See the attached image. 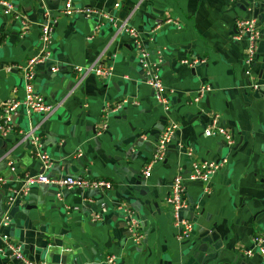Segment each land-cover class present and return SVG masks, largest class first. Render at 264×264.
Listing matches in <instances>:
<instances>
[{
	"label": "crops",
	"instance_id": "obj_1",
	"mask_svg": "<svg viewBox=\"0 0 264 264\" xmlns=\"http://www.w3.org/2000/svg\"><path fill=\"white\" fill-rule=\"evenodd\" d=\"M7 1L15 14H0V104L24 95L20 67L38 54L39 23L49 10L56 19L50 64L37 65L33 85L54 110L47 117L19 110L12 130L0 133V243L5 234L31 264H107L109 255L116 257L113 264H263L258 253L244 251L264 229V0L248 8V0H72L74 7L98 11L89 16L61 15L65 0ZM105 14L116 24L127 18L139 33L172 89L168 111L144 82L131 37ZM22 18L28 21L25 29ZM237 18H255L262 35L250 74ZM191 57L205 62L195 67L181 62ZM92 64L112 66L113 75L106 80L75 71ZM116 104L121 109L108 110V126L98 135L103 109ZM214 116L233 134V147L220 137H205ZM169 122L176 125L172 142L145 177L157 137ZM30 131L53 160L50 175L105 178L112 188L36 185L3 225L5 201L17 181L41 171L29 139H23ZM222 159L226 164L209 182L186 183L183 214L193 232L179 240L166 203L172 179L180 169L187 175L191 161ZM122 203L142 229L138 243L128 238L117 210ZM96 213L101 219L92 221ZM0 264L25 263L0 254Z\"/></svg>",
	"mask_w": 264,
	"mask_h": 264
},
{
	"label": "built area",
	"instance_id": "obj_2",
	"mask_svg": "<svg viewBox=\"0 0 264 264\" xmlns=\"http://www.w3.org/2000/svg\"><path fill=\"white\" fill-rule=\"evenodd\" d=\"M118 7L119 4L117 3ZM98 12L96 9L78 8L73 6L72 0H65L60 10L61 15H78V16H89L93 13ZM15 14L13 4L7 0H0V14L8 15ZM103 18L115 25L118 31L127 34L131 37L136 50H137V62L142 70L144 82L152 89L153 96L156 101L161 104L165 111H168V93L172 92L165 86L159 73V65L150 59L148 49L143 45L139 33L127 23V18L116 24V20L112 16L105 14ZM56 19L53 17L49 10L44 11V17L39 23V52L36 56L29 58L23 66L20 67L22 73V88L24 95L19 97H11L2 101L0 104V133L2 135L7 134L12 130L13 117L23 110L27 117L33 115H41L47 117L50 115L54 106L46 101V99L37 93L34 89L33 82L35 80L36 67L39 64H50L51 50L49 47L52 29ZM173 23L179 26L175 21L168 20V23ZM21 24L25 29L28 25V21L24 18L21 19ZM235 28L237 30V37L244 38L246 40V52H245V64L247 70L245 74H250L251 69L257 58L258 42L261 39V32L257 26V20L254 18H237L235 20ZM185 65L195 67V65L204 63L205 59L199 57H191V59H182L181 61ZM50 66V65H49ZM52 72L58 71L55 65L50 66ZM75 71L83 76L89 72L93 73L96 77L101 79H108L113 75L112 66H100L98 64H92L88 67L76 66ZM207 88H201L200 92ZM16 91V90H15ZM123 103V102H122ZM121 104V103H120ZM116 104L110 107L106 106L101 113V118L97 124L95 131L100 135L108 126L106 121V114L108 110L117 111L121 109V105ZM176 130V125L173 122L166 124L165 128L159 133L157 137V143L155 151L151 156L149 162L146 164L143 175L149 177L151 175V168L154 163L161 161L172 142L173 134ZM205 137H220L223 139L227 147L231 148L235 144V138L233 134L221 124L216 116L211 120L210 125L204 130ZM29 139L30 145L34 148L35 156L41 163V171L35 174L24 175L17 181V185L14 190L7 196L5 201V214L3 217V225H7L9 221V213L12 207L16 205L18 200L26 197L31 188L36 185H48L54 188L65 187L68 189H98L100 191H108L112 188V184L108 179L105 178H90L85 175H61L52 176L49 174L50 167L53 164V160L48 154L41 151V144L39 143L38 136L34 135L32 131L25 134L23 139ZM188 155H191V151H187ZM226 164V159L220 161H203V162H190V168L187 175L182 174L180 169L174 178L172 179L169 192L166 196V203L171 208L174 225L177 228V238L185 241L191 237L193 232L192 220L185 216L183 213L188 209V202L186 198L187 182H202L207 183L211 177ZM15 171L14 167L10 168ZM4 182L3 177L0 175V188ZM117 210L123 215V219L126 223V232L128 238L134 243H138L142 239V229L139 222L134 217L133 210L126 204H117ZM100 214H93L91 216L92 221L100 220ZM2 242L0 243V254H4L9 258H15L25 264H31L23 254L22 248L19 244L3 234L1 236ZM251 247L245 249L247 256H252L258 253L262 258L264 264V229L257 232L251 238ZM116 260L114 255H109L105 258L107 264H113Z\"/></svg>",
	"mask_w": 264,
	"mask_h": 264
},
{
	"label": "water",
	"instance_id": "obj_3",
	"mask_svg": "<svg viewBox=\"0 0 264 264\" xmlns=\"http://www.w3.org/2000/svg\"><path fill=\"white\" fill-rule=\"evenodd\" d=\"M246 4H247V8L250 6V5H252V6H254V5H256V4H258V3H255L253 0H248L247 2H246ZM256 7H257V5H256ZM256 18V17H255ZM259 20H261L260 18H259ZM257 54H258V51H257Z\"/></svg>",
	"mask_w": 264,
	"mask_h": 264
}]
</instances>
